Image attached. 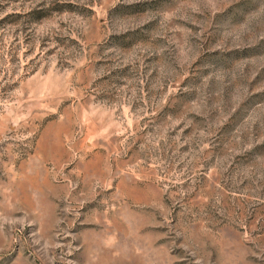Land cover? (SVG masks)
<instances>
[{"label": "rangeland", "instance_id": "1", "mask_svg": "<svg viewBox=\"0 0 264 264\" xmlns=\"http://www.w3.org/2000/svg\"><path fill=\"white\" fill-rule=\"evenodd\" d=\"M0 264H264V0H0Z\"/></svg>", "mask_w": 264, "mask_h": 264}]
</instances>
